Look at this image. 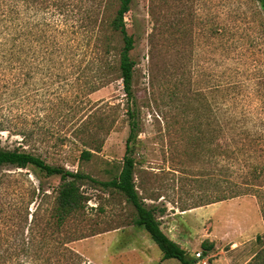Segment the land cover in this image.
<instances>
[{
  "label": "rangeland",
  "instance_id": "obj_1",
  "mask_svg": "<svg viewBox=\"0 0 264 264\" xmlns=\"http://www.w3.org/2000/svg\"><path fill=\"white\" fill-rule=\"evenodd\" d=\"M35 1L36 78L22 82L35 93L24 104L0 99V116L24 113L29 104L47 120L33 142L0 130V147L111 180L121 169L134 104L117 75L101 77L109 33L103 20L118 3ZM125 20L136 38L141 196L191 260L201 251L210 264H264V8L258 0H133ZM115 43L121 46L119 36ZM99 144L90 160L81 159L84 148ZM217 180L222 189L229 181L248 187L212 202ZM61 184L59 175L33 166L0 167V264L11 255L20 264H183L163 259L122 192L90 181L78 182L85 207L58 228ZM203 242L213 247L205 251Z\"/></svg>",
  "mask_w": 264,
  "mask_h": 264
},
{
  "label": "trees",
  "instance_id": "obj_2",
  "mask_svg": "<svg viewBox=\"0 0 264 264\" xmlns=\"http://www.w3.org/2000/svg\"><path fill=\"white\" fill-rule=\"evenodd\" d=\"M2 1L0 0V84L2 81L5 83V90L3 93L0 91V99L17 103L19 99L24 98V104L26 99L32 100L35 93L33 89L24 90L22 82L26 83L27 79L36 78V1L14 0V4H8L7 6ZM114 1L118 3L115 14L111 17L106 16L103 20V29L109 33L107 34L108 36L105 39L103 48V58L101 59L103 72L101 77L103 82H109L117 75L118 79L122 80L130 105V103L135 104L134 75L136 61L132 57L131 52L135 48L136 38L134 34L129 33L125 17L131 10L133 0H110L111 3ZM258 1L264 8V0ZM14 13L17 14L16 17H13ZM116 36L121 38V46L115 43ZM53 53L51 52L50 55L52 56ZM115 53L118 56L117 58ZM44 58H41L42 61L47 63L53 60L48 57L46 61ZM134 104L133 107L131 104L127 110L130 132L126 141V150L121 169L119 174L111 180H98L90 174L81 171L75 172L65 167L49 164L40 155L26 149L11 150L0 147V167L3 165H12L17 168L33 166L39 168L46 176H60L62 184L57 196V205L53 212L58 228L65 225L67 218L73 212L81 211L85 207L83 204L85 196L78 185L79 181H90L106 189L113 188L119 190L125 195L127 201L134 205L137 213L135 223L150 234L153 241L161 249L163 259L174 258L183 264H194V261L187 256L186 250L161 229L160 222L155 215V206H148L146 204L144 197L141 196L137 187L135 181L137 167L135 151L138 143L137 139L141 132V125L139 112L134 107ZM28 105L24 106L22 110L24 113L15 114L10 109L6 118L0 116V130L12 129L24 141H36V131H42L41 128L43 126L40 123L41 121L45 122L47 117H36V108L29 109ZM99 146H95V149L84 148L81 151V159L90 160L95 154L93 150L100 151L101 145L99 144ZM257 171L258 168L255 167V172ZM214 185L217 195L213 198L212 202L246 193L245 190L248 187L247 183L241 184L242 187L240 188L239 183L229 181L228 186L222 189L223 186L220 185L219 180ZM62 242L61 245L63 247L65 243ZM202 246L205 251L213 247L206 242H203ZM63 248L68 250L65 247ZM23 251H29V249L25 246L23 247ZM13 259L11 255L3 259L2 261L6 262L2 263L20 264L19 261ZM56 264L66 263L58 262Z\"/></svg>",
  "mask_w": 264,
  "mask_h": 264
},
{
  "label": "built area",
  "instance_id": "obj_3",
  "mask_svg": "<svg viewBox=\"0 0 264 264\" xmlns=\"http://www.w3.org/2000/svg\"><path fill=\"white\" fill-rule=\"evenodd\" d=\"M194 264H210L209 258L201 251L196 253Z\"/></svg>",
  "mask_w": 264,
  "mask_h": 264
}]
</instances>
